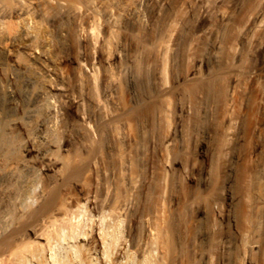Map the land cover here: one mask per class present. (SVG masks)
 <instances>
[{
  "label": "rangeland",
  "instance_id": "rangeland-1",
  "mask_svg": "<svg viewBox=\"0 0 264 264\" xmlns=\"http://www.w3.org/2000/svg\"><path fill=\"white\" fill-rule=\"evenodd\" d=\"M23 22L49 55L54 130L28 83L47 74L13 43ZM44 130L56 164L35 193L55 192V227L29 226L44 238L105 231L109 258L135 260L165 231L166 264H264V0H0V181Z\"/></svg>",
  "mask_w": 264,
  "mask_h": 264
},
{
  "label": "bare ground",
  "instance_id": "bare-ground-1",
  "mask_svg": "<svg viewBox=\"0 0 264 264\" xmlns=\"http://www.w3.org/2000/svg\"><path fill=\"white\" fill-rule=\"evenodd\" d=\"M32 39L33 34L27 23L23 22L18 32V36L13 39V43L30 51V53L41 62L44 74H47V76H44L41 73H36L27 80L29 84H42L39 91L43 96L42 104L47 114V118L43 121L41 127L47 130H54L57 126V122L54 114L55 108L52 103L54 95L51 93L57 89L48 79L50 70L47 65H44L49 61V55L46 49L37 51L33 48L30 44ZM9 82L10 86L4 90L11 94H15L16 87L12 86L15 84L14 77L10 76ZM16 108L17 107H15V109ZM13 111V108H10L8 112L6 111L8 113L6 118H10ZM74 113L81 118L79 113L75 111ZM9 125L12 126L14 130L20 129L21 127L19 121L12 119ZM2 136H0V161L3 163L4 156L6 157L5 151L7 150L8 143L5 139H8L9 136L5 139ZM50 146H52V142L45 133V130L44 132L42 131L35 135H27L26 144L22 149L24 158L14 163H8L6 161L2 166L5 176L3 175L0 181V264H166L167 259L169 258L168 256L172 250V240L170 241L169 235L166 234L167 232L164 233L165 231H157L158 234L154 237V241L150 247L146 249L147 245H145V250L141 253L139 251V259L136 258L134 260L131 259L134 257H128L127 255V252L129 254L127 245L119 246L116 256L113 259L109 258L107 255V253H109V242L113 240L114 235L105 231L104 233L97 231L98 233L96 232V237L93 239L91 238L89 241V238L87 239L85 236L81 237L80 235H77V231L75 232L74 229H72L68 236L66 235L67 233H65V230L59 229L58 231L56 230L57 232L51 230L53 233L51 234L50 231L49 233L51 235L48 234V236L44 238L42 235L43 233H38L29 227L32 221L39 218H45L47 224L50 226L53 224L55 227L53 217L49 216L55 202V192L49 189L47 185H44L45 189H43L40 194H38L39 192L37 195L35 193L36 189L39 188L38 186L42 183L41 175L43 174L47 176L52 170L51 167L56 164L50 157L48 150V147ZM8 152L9 151L7 150L6 153ZM32 154L36 155V157L34 159H28L27 157ZM36 199L38 200V204L32 209V205H34L32 202ZM13 215L15 218H13ZM74 227L78 228L77 226ZM59 228L61 227L59 226ZM26 230L30 232L33 238L44 242V246H42V244L40 245L42 248L44 247L43 253L41 251L35 252L36 250L33 252L30 247H28L30 250H25L24 247L27 249V246L31 245L28 242V244H24L25 246L20 245V247L22 246L24 249H19L20 247L18 246V243L16 245V242L22 240L23 232ZM116 233L119 232L116 231ZM116 237L118 236H115L114 238ZM115 241L116 240H114L113 243H115ZM137 245L134 246L137 247ZM141 248L140 250H143ZM154 249L158 253L156 258L153 257ZM82 250H84V254L87 255L86 259L81 257V255H83L81 254Z\"/></svg>",
  "mask_w": 264,
  "mask_h": 264
}]
</instances>
